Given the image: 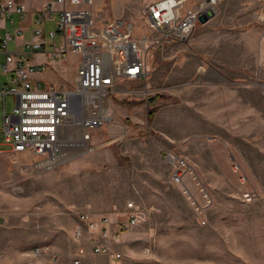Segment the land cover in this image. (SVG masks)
<instances>
[{
  "label": "rangeland",
  "instance_id": "1",
  "mask_svg": "<svg viewBox=\"0 0 264 264\" xmlns=\"http://www.w3.org/2000/svg\"><path fill=\"white\" fill-rule=\"evenodd\" d=\"M93 1L98 27L122 19L147 41L146 79L126 83L146 96L112 95L93 148L71 151L50 169L35 168L37 157L6 154L8 189L20 204L30 199L15 210L16 240L30 239L20 257L110 264L90 252L86 233L71 241L85 226L78 214L88 213L110 218L103 242L121 254L120 264H264V0H220L185 41L149 28L143 8L156 0ZM77 61L69 54L55 80L72 89ZM201 68L207 74L197 81ZM14 106L7 95V114ZM1 117L0 102V130ZM168 152L186 162L181 183L171 180ZM130 201L146 219L123 230Z\"/></svg>",
  "mask_w": 264,
  "mask_h": 264
},
{
  "label": "built area",
  "instance_id": "2",
  "mask_svg": "<svg viewBox=\"0 0 264 264\" xmlns=\"http://www.w3.org/2000/svg\"><path fill=\"white\" fill-rule=\"evenodd\" d=\"M219 2L202 0L186 8V0H156L146 4L143 13L149 28L164 40L185 41L194 30L199 15ZM93 4V0H52L37 12L38 23L51 21L55 26V30L47 32L53 39L48 51L50 62L64 64L69 54L78 56L72 89L59 90L51 85L43 87L40 81L32 82L30 74L47 64H29L26 53L7 52V42L16 40L20 31L16 30L14 36L0 32V49L6 54L5 62L0 65V133L4 139L0 147H9L7 152L0 148V153L37 157L35 168L50 169L64 161L71 151L93 148L92 132L108 121L104 104L112 95L146 96V88H131L126 83L145 81L146 47L143 44L147 41L135 39L132 24L122 19L98 27ZM25 13L22 4L13 0L0 1V19ZM34 33L35 38L40 37L42 30L37 28ZM56 38L61 42L57 43ZM43 46L41 41L33 39L25 43L29 50H41ZM7 95L15 97L10 114L6 112ZM166 157L174 164L171 180L181 183L186 162L169 152ZM78 215L85 226L73 231L71 241L79 243L84 232L92 254L107 256L110 264H120L121 254L103 242L111 236L110 218L104 216L96 221L88 213ZM145 219V212L130 201L126 204V219L121 227L126 230ZM113 239L117 241L118 238ZM85 252L86 248L79 246L78 253ZM78 262L76 260L75 264Z\"/></svg>",
  "mask_w": 264,
  "mask_h": 264
},
{
  "label": "crops",
  "instance_id": "3",
  "mask_svg": "<svg viewBox=\"0 0 264 264\" xmlns=\"http://www.w3.org/2000/svg\"><path fill=\"white\" fill-rule=\"evenodd\" d=\"M5 1V0H0ZM15 3L22 4L26 8V13L23 16L14 15L11 19H0V32L2 34L9 33L11 36L15 35L16 30L20 31V35L15 39L7 42L6 50L9 53L24 52L29 61V64L46 63V67L38 72L30 74L32 82L44 80L47 84L55 89H71L63 83H58L55 80L56 75L61 73V68L65 64L60 62L51 63L48 57L51 43L53 41L47 35L50 30H55V26L51 21L44 23L37 22V12L48 2L52 0H13ZM51 25L50 28H47ZM40 28L42 34L40 37L35 38V29ZM39 40L44 46L41 50H29L25 47V43L30 40ZM57 40H59L57 42ZM57 43L61 40L56 38ZM74 55V54H70ZM6 54L0 49V57L3 64L5 62ZM5 77H1L4 80ZM109 108V107H108ZM21 156H26L22 154ZM7 155L0 153V264H27L24 259L20 257L24 249L29 247L30 239L16 240V222H20V216L15 213L16 209H28L30 207V199H24L22 204L17 200L12 192L7 187V181L10 178L9 167L6 164ZM12 175V174H11ZM12 178V177H11ZM17 215V216H16ZM16 226V225H15Z\"/></svg>",
  "mask_w": 264,
  "mask_h": 264
},
{
  "label": "water",
  "instance_id": "4",
  "mask_svg": "<svg viewBox=\"0 0 264 264\" xmlns=\"http://www.w3.org/2000/svg\"><path fill=\"white\" fill-rule=\"evenodd\" d=\"M215 12L213 11V9H207L204 11V13H202L201 15H199L198 17V22L201 24L206 23L209 19L214 17Z\"/></svg>",
  "mask_w": 264,
  "mask_h": 264
},
{
  "label": "bare ground",
  "instance_id": "5",
  "mask_svg": "<svg viewBox=\"0 0 264 264\" xmlns=\"http://www.w3.org/2000/svg\"><path fill=\"white\" fill-rule=\"evenodd\" d=\"M207 74L206 70L204 68H201L200 69V72H199V75H198V78H197V81H200L201 79L205 78L204 76ZM108 104L109 102H106L104 104V110L107 111L108 110ZM77 133V131H76ZM82 149H86L85 147H82ZM88 149V148H87Z\"/></svg>",
  "mask_w": 264,
  "mask_h": 264
}]
</instances>
